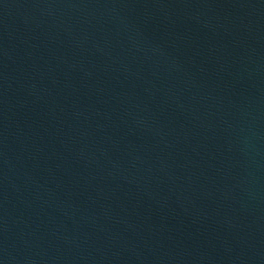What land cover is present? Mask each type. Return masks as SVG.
I'll list each match as a JSON object with an SVG mask.
<instances>
[{
	"label": "water",
	"instance_id": "water-1",
	"mask_svg": "<svg viewBox=\"0 0 264 264\" xmlns=\"http://www.w3.org/2000/svg\"><path fill=\"white\" fill-rule=\"evenodd\" d=\"M0 264H264V0H0Z\"/></svg>",
	"mask_w": 264,
	"mask_h": 264
}]
</instances>
